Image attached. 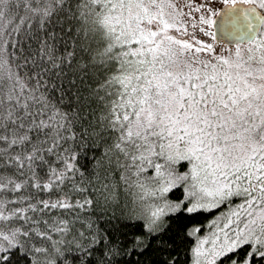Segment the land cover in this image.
Here are the masks:
<instances>
[{"label":"snow or ice","instance_id":"6c2138e0","mask_svg":"<svg viewBox=\"0 0 264 264\" xmlns=\"http://www.w3.org/2000/svg\"><path fill=\"white\" fill-rule=\"evenodd\" d=\"M181 255L264 264V0H0V264Z\"/></svg>","mask_w":264,"mask_h":264},{"label":"trees","instance_id":"16d2710c","mask_svg":"<svg viewBox=\"0 0 264 264\" xmlns=\"http://www.w3.org/2000/svg\"><path fill=\"white\" fill-rule=\"evenodd\" d=\"M112 187L114 189L115 195L117 196L120 204L122 207H124L125 211L131 210V208L133 207L131 201H132V195L129 193L128 189H126L122 183H119V178L118 176L116 177V179H114L112 181ZM97 197L100 199V207L96 209V213L97 215H99V213L101 211H106V212H111L113 211L112 208H106L103 202V198L99 196V193H97ZM225 210H227L224 207H221L219 210H214L212 213L208 214H204V216L200 217V223H202L203 225H208V222L210 220H212L213 218H215L216 215H218L219 213L224 212ZM95 218V217H93ZM86 221V217L81 216V221L75 223L74 228L76 230L79 231H86V229L84 227H82V222ZM189 261V256L188 255H181L180 256V262L181 264H188Z\"/></svg>","mask_w":264,"mask_h":264},{"label":"rangeland","instance_id":"374dc122","mask_svg":"<svg viewBox=\"0 0 264 264\" xmlns=\"http://www.w3.org/2000/svg\"><path fill=\"white\" fill-rule=\"evenodd\" d=\"M226 211H228V209L225 210L224 212H226ZM219 214H220V213H219ZM219 214H218V215H219ZM218 215H216V216H218ZM216 216H215V217H216ZM209 231H210V229H209L208 227H205V229H204V234L207 235V234L209 233Z\"/></svg>","mask_w":264,"mask_h":264}]
</instances>
